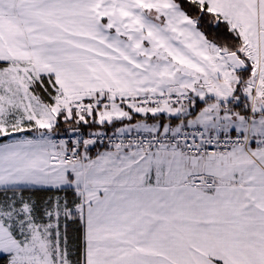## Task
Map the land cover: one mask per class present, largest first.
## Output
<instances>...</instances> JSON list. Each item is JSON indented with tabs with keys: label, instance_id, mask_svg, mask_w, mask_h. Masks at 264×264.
<instances>
[{
	"label": "snow or ice",
	"instance_id": "1",
	"mask_svg": "<svg viewBox=\"0 0 264 264\" xmlns=\"http://www.w3.org/2000/svg\"><path fill=\"white\" fill-rule=\"evenodd\" d=\"M0 264H264V0H0Z\"/></svg>",
	"mask_w": 264,
	"mask_h": 264
},
{
	"label": "trees",
	"instance_id": "2",
	"mask_svg": "<svg viewBox=\"0 0 264 264\" xmlns=\"http://www.w3.org/2000/svg\"><path fill=\"white\" fill-rule=\"evenodd\" d=\"M214 35V33H209V38H212V36ZM116 126H119V124H117ZM93 129H104L105 131H113L114 128L112 126H106L104 128H93ZM86 130H90V129H84V131ZM102 148V147H100ZM74 228H75V225H69V237L70 239H74L75 238V232H74Z\"/></svg>",
	"mask_w": 264,
	"mask_h": 264
},
{
	"label": "built area",
	"instance_id": "3",
	"mask_svg": "<svg viewBox=\"0 0 264 264\" xmlns=\"http://www.w3.org/2000/svg\"><path fill=\"white\" fill-rule=\"evenodd\" d=\"M96 130H100L102 132H106L108 136H113V132H114V130L113 131H105L104 129H96ZM87 131H95V129L86 130V132ZM113 138L115 139V137H113ZM107 143H108L107 138L106 137L103 138V144L100 147H104V145H106Z\"/></svg>",
	"mask_w": 264,
	"mask_h": 264
},
{
	"label": "crops",
	"instance_id": "4",
	"mask_svg": "<svg viewBox=\"0 0 264 264\" xmlns=\"http://www.w3.org/2000/svg\"><path fill=\"white\" fill-rule=\"evenodd\" d=\"M200 106H202V105H200ZM120 126V125H119ZM100 150L101 151H103L104 150V147H102V148H100ZM95 153V149L93 150V154Z\"/></svg>",
	"mask_w": 264,
	"mask_h": 264
}]
</instances>
